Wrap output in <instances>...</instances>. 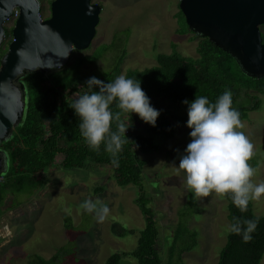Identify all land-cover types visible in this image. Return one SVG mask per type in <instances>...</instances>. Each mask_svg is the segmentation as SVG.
<instances>
[{
    "label": "rangeland",
    "instance_id": "1",
    "mask_svg": "<svg viewBox=\"0 0 264 264\" xmlns=\"http://www.w3.org/2000/svg\"><path fill=\"white\" fill-rule=\"evenodd\" d=\"M180 2L93 0L103 10L91 47L85 51H74L66 67L46 73V76L53 75L49 76L48 86L53 87L55 79L78 82H87L93 76L100 79L115 69L116 61L121 57L120 75H125L128 70L141 71L155 66L156 57L170 54L173 46L184 56L198 58L200 39L192 34H178ZM41 4V16L46 19L50 16V2L42 0ZM13 26L14 23L7 22L5 27ZM261 31L264 34V26ZM11 40L10 37L9 42ZM111 44V50L94 64L62 71L74 65L77 58L91 57L101 46ZM4 45L0 50L5 49ZM235 80L239 84L243 82L240 78ZM239 87V102L252 108L255 102L249 93L254 92L243 85ZM70 99L74 101L77 96ZM164 105L162 112L172 116L187 115V106L184 104L164 100ZM173 124L174 138L156 136V152H138V156L146 161L142 183L155 211L159 230L156 248L162 264H218L219 253L227 242L230 228L227 203L221 194L212 193L208 197H201L188 188L185 174L176 167L190 143L191 129L187 124L180 125L176 121ZM242 124L243 127L238 131H242L255 146L250 160V165L257 170L253 182H264V99L261 111L251 112L249 119ZM145 127L146 123L138 116L129 132L133 128L143 130ZM87 165L81 169L51 168L46 171L38 189L30 181L17 186L14 194L7 191L5 204L14 208L0 214V235H6L0 239V264H26L30 256L34 255L46 259L59 256L61 264H105L112 254L129 253L137 247L139 233L145 224L135 205L138 190L134 186L118 187L111 168L94 169L91 162ZM98 188L104 191L96 195ZM190 194L195 196L196 205L192 214L185 217V222L190 230L198 233V245L192 252L185 253L181 261L177 259V254L170 260L172 234ZM87 199L107 205L109 214L101 221L95 213L80 209L79 205ZM251 201L255 214L264 216V196ZM121 264L137 263L134 259L124 258ZM261 264H264V258Z\"/></svg>",
    "mask_w": 264,
    "mask_h": 264
},
{
    "label": "trees",
    "instance_id": "2",
    "mask_svg": "<svg viewBox=\"0 0 264 264\" xmlns=\"http://www.w3.org/2000/svg\"><path fill=\"white\" fill-rule=\"evenodd\" d=\"M40 2L42 3V0ZM178 26V34H192L200 39L197 48L199 57L184 56L173 46L170 54H159L156 57L155 66L141 71L126 72V77L141 81V86L149 96L151 104L160 110L161 115L155 127L146 124L143 130L133 128L132 131L126 132V137L130 141L124 144L122 151L118 153L119 166L112 164L113 156L105 150L103 143L98 150L90 149L80 133V121L70 107L73 103L70 98L72 96L78 98L89 92L86 82L55 79L54 86L49 87V76L53 77L52 74L46 76L36 72L21 78L20 82L24 85L26 94L24 118L13 136L0 143V153L4 154L6 163L0 183V214L14 208L5 204L7 191L14 194L18 189L17 186H23L30 181L38 189L48 169H81L87 167L88 162L92 163L91 167L94 169L111 168L118 187L134 186L138 190L135 205L140 210L145 224L139 233L137 247L129 253L112 254L105 264H121L124 258L134 259L137 264H162L156 248L159 230L155 211L151 207V200L146 195L142 183L146 161L138 156V152L142 154L156 152L158 150L154 139L156 136L174 138L173 121L180 125L187 124L188 115L172 116L162 112L165 106L164 100L183 104L184 100L193 101L197 95L206 96L214 103L225 90H231L233 107L240 112V119L243 122L249 119L251 112L261 111L264 99V78L245 75L229 53L217 47L208 38H201L195 34L186 24L181 11L178 14ZM11 35L12 28H6V37L9 38ZM262 39L264 42V34ZM112 44L101 46L91 57L77 58L74 65L62 71L76 70L82 65L94 64L111 50ZM5 52L6 50H0V64ZM122 61V57L118 59L115 69L100 80L107 83L119 76ZM235 78H240L243 82L239 84ZM241 85L254 92L249 93L255 102L252 108L239 102ZM93 91L98 92L99 88H94ZM111 110L114 113L120 111L115 103L111 106ZM137 117L136 114L132 116L122 114L121 118L127 120V123L132 124L133 127ZM117 123L113 120L112 130H117ZM103 191V188H98L95 194L99 195ZM221 196L227 203V218L230 225L234 217H241L258 221V226L249 242H244L241 236L229 231L227 242L219 253L218 264H261L264 258V216L259 217L255 214L252 201L249 202L247 210L241 212L233 204L230 193ZM195 205V196L190 194L184 211L180 213L178 226L172 234L170 260L177 254V259L181 261L185 253L192 252L198 245V233L190 230L185 222V217L192 214ZM68 222L69 220L66 221ZM68 229L67 225L66 233L69 237ZM62 250L64 249H60ZM26 264H61V262L59 256L46 259L34 255L30 256Z\"/></svg>",
    "mask_w": 264,
    "mask_h": 264
},
{
    "label": "water",
    "instance_id": "3",
    "mask_svg": "<svg viewBox=\"0 0 264 264\" xmlns=\"http://www.w3.org/2000/svg\"><path fill=\"white\" fill-rule=\"evenodd\" d=\"M40 0H0V48L6 23L18 10L11 42L0 64V143L11 138L26 108L21 78L66 67L74 51L92 45L102 7L93 0H54L51 17L43 20ZM186 24L229 53L247 76L264 78V0H181ZM0 153V179L5 167Z\"/></svg>",
    "mask_w": 264,
    "mask_h": 264
},
{
    "label": "clouds",
    "instance_id": "4",
    "mask_svg": "<svg viewBox=\"0 0 264 264\" xmlns=\"http://www.w3.org/2000/svg\"><path fill=\"white\" fill-rule=\"evenodd\" d=\"M86 86L89 92L80 95L70 106L79 118L80 133L90 149L98 150L103 143L113 156L112 164L119 166L117 156L130 141L126 132L132 127L121 118L122 114H136L155 127L161 112L151 104L141 81L123 74L107 83L93 76ZM94 88L99 91H93ZM114 103L120 110L116 113L111 110ZM182 103L187 106L191 139L176 168L183 171L188 188L196 196L230 193L233 204L241 212L246 211L251 200L264 196V182H253L257 170L249 161L255 146L238 131L243 124L240 112L233 107L231 90H225L214 103L206 96L197 95L193 101ZM113 120L118 122L117 130H112ZM79 208L95 213L101 221L110 211L107 205L92 199L83 201ZM257 226L256 220L234 217L229 231L249 242Z\"/></svg>",
    "mask_w": 264,
    "mask_h": 264
},
{
    "label": "built area",
    "instance_id": "5",
    "mask_svg": "<svg viewBox=\"0 0 264 264\" xmlns=\"http://www.w3.org/2000/svg\"><path fill=\"white\" fill-rule=\"evenodd\" d=\"M19 17V12H18V10H14V13H13V17L8 21V23H11V24H13L16 20H17V18ZM1 181H2V179H0V183H1ZM5 227V226H4ZM10 235V234H9ZM6 237V235H0V239H3V238H5Z\"/></svg>",
    "mask_w": 264,
    "mask_h": 264
},
{
    "label": "flooded vegetation",
    "instance_id": "6",
    "mask_svg": "<svg viewBox=\"0 0 264 264\" xmlns=\"http://www.w3.org/2000/svg\"><path fill=\"white\" fill-rule=\"evenodd\" d=\"M53 1H54V0H53ZM53 1L50 2V16H49L48 18H46V19H43V20H48V19H50V17H51V3H52ZM41 5H42V4H41ZM101 7H102V6H101ZM102 9H103V7H102ZM261 33H262V31H261ZM262 35H263V33H262ZM9 41H10V37H9V38H6V42L4 43L5 45L3 44V45L5 46V47H4V48H5L4 50H6V52H7V50H8L9 44H10ZM6 52H5V53H6ZM5 53H4V54H5ZM5 167H6V165H5ZM5 167H4V168H5ZM4 170H5V169H3V172H4ZM3 172H2V173H3Z\"/></svg>",
    "mask_w": 264,
    "mask_h": 264
},
{
    "label": "bare ground",
    "instance_id": "7",
    "mask_svg": "<svg viewBox=\"0 0 264 264\" xmlns=\"http://www.w3.org/2000/svg\"><path fill=\"white\" fill-rule=\"evenodd\" d=\"M14 24H15V22H14ZM14 27V26H13ZM13 29V28H12Z\"/></svg>",
    "mask_w": 264,
    "mask_h": 264
}]
</instances>
